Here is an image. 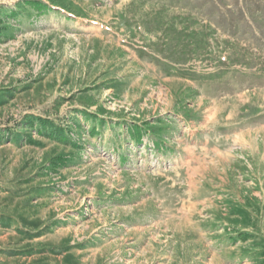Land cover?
Listing matches in <instances>:
<instances>
[{"label": "rangeland", "instance_id": "obj_1", "mask_svg": "<svg viewBox=\"0 0 264 264\" xmlns=\"http://www.w3.org/2000/svg\"><path fill=\"white\" fill-rule=\"evenodd\" d=\"M68 2L2 14L0 264H264V0Z\"/></svg>", "mask_w": 264, "mask_h": 264}, {"label": "trees", "instance_id": "obj_2", "mask_svg": "<svg viewBox=\"0 0 264 264\" xmlns=\"http://www.w3.org/2000/svg\"><path fill=\"white\" fill-rule=\"evenodd\" d=\"M51 3H47L41 0H27L25 3L26 5H28L27 9H23V7H20V1L16 4L14 9H10V8H1L0 9V23H2V25L0 24V42H2V38L3 37H7L9 39L12 38L13 35H11L13 33V30L11 29V27L9 26V23H7L6 21L4 22L2 20V16H7V18L10 17H18V13L20 12V14L23 15H32V14H46L49 10L54 9V7L57 8V10L63 9L65 11H69V13L77 16V17H81L83 16L82 11L79 10V8L74 5L72 2H68V0H51ZM32 10V12L30 11ZM16 12V13H15ZM3 14V15H2ZM26 119L24 120L23 124H24V129L30 128L32 129L35 122V119H32L30 117H25ZM41 123L42 126H45V122L42 119H38ZM121 125H123V123H120ZM156 125H151L149 123L143 124V125H138L137 123L133 122L130 123V127H131V134H130V139L134 140V142H139V138H141V135L143 134V132L145 133H150L151 134V138L153 140V142L155 143L156 148L158 149H162L164 150V144L165 142V138H166V132L169 130L166 126H159V122H155ZM167 128V129H166ZM57 134L62 135L63 133L58 132L56 130ZM55 132V133H56ZM92 133H95V128L92 127ZM52 134V133H51ZM54 134V133H53ZM116 135L119 136V134L116 133ZM25 138L24 134H16L14 136V139L17 143H21ZM121 160L123 162L128 161V157H126L125 154H122ZM252 235L246 232H239L235 235H229L227 238L228 240H230L231 244H236L238 243V241H247L249 240V237H251Z\"/></svg>", "mask_w": 264, "mask_h": 264}]
</instances>
